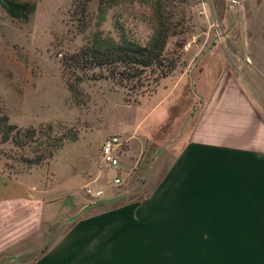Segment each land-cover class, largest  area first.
<instances>
[{
  "label": "rangeland",
  "instance_id": "rangeland-1",
  "mask_svg": "<svg viewBox=\"0 0 264 264\" xmlns=\"http://www.w3.org/2000/svg\"><path fill=\"white\" fill-rule=\"evenodd\" d=\"M27 1L0 3V118L34 129L38 136L24 150L2 144L0 137V175L18 179L32 174L30 184L63 188L70 195L65 204L81 195L94 202L87 189L103 191L101 199L121 196L113 205L143 201L158 184L162 165L193 139L204 118L209 101L199 82L203 53L220 44L242 45V20L229 33L232 21L216 14L226 7L224 0ZM159 20L171 33L166 59L176 64L165 78L148 77L131 89L105 72L71 73L63 66L65 57L95 34L114 40L124 35L145 45ZM73 135L76 139L69 140ZM112 135L123 141L117 169L101 158L102 143ZM54 136L63 138L62 145L40 165L28 167L24 160L35 157L39 145L45 147ZM83 173L93 176L86 188ZM8 178L0 176V193L18 192L19 182ZM49 231L5 252L0 264L12 255L35 259L53 240Z\"/></svg>",
  "mask_w": 264,
  "mask_h": 264
},
{
  "label": "crops",
  "instance_id": "crops-1",
  "mask_svg": "<svg viewBox=\"0 0 264 264\" xmlns=\"http://www.w3.org/2000/svg\"><path fill=\"white\" fill-rule=\"evenodd\" d=\"M236 1L216 14L232 21L229 33L241 19L244 42L202 56L204 118L149 196L64 222L89 204L86 195L65 204L63 188L2 174L20 189L0 193V259L31 237H53L37 258L3 264H264V0ZM82 176L86 188L93 176Z\"/></svg>",
  "mask_w": 264,
  "mask_h": 264
},
{
  "label": "trees",
  "instance_id": "trees-1",
  "mask_svg": "<svg viewBox=\"0 0 264 264\" xmlns=\"http://www.w3.org/2000/svg\"><path fill=\"white\" fill-rule=\"evenodd\" d=\"M169 31L168 24L159 20L154 33L145 45L124 35L114 40L95 34L77 53L65 57L63 66L71 73L92 71L102 76L105 72V76L119 86L139 88L148 77L165 78L175 69V62L166 59L165 56L167 41L171 37ZM37 136L38 133L34 129L17 128L9 124L6 116L0 118L2 144L9 143L17 149L24 150L35 142ZM68 139L75 140L76 136L73 135ZM62 143V137H48V141L44 143L45 147L41 148L39 145L35 157L24 162L28 167L38 166ZM48 246L49 243L45 244L38 256L45 252Z\"/></svg>",
  "mask_w": 264,
  "mask_h": 264
},
{
  "label": "built area",
  "instance_id": "built-area-1",
  "mask_svg": "<svg viewBox=\"0 0 264 264\" xmlns=\"http://www.w3.org/2000/svg\"><path fill=\"white\" fill-rule=\"evenodd\" d=\"M231 3L236 4V0H231ZM123 141L120 139V137L116 135L109 136L106 138L101 146V158L102 162L110 169L112 168H118L120 166L119 162V153L122 149ZM116 185L120 183V180L118 178H114L113 181ZM89 198L92 199V201H97L103 197L104 192L99 191H91L89 189L86 190Z\"/></svg>",
  "mask_w": 264,
  "mask_h": 264
},
{
  "label": "water",
  "instance_id": "water-1",
  "mask_svg": "<svg viewBox=\"0 0 264 264\" xmlns=\"http://www.w3.org/2000/svg\"><path fill=\"white\" fill-rule=\"evenodd\" d=\"M214 45V43H212V46ZM211 49V48H210ZM210 49H208L207 51H205L203 53V55H205ZM191 78H192V73L190 74ZM188 121V120H187ZM187 121L184 123L183 127L185 126V124L187 123ZM121 198V196L115 197V198H110V199H99L97 201H94L92 203H89L87 205H85L77 214L71 216L70 218H68L67 220H65L64 222H73L75 221L82 213L86 212L87 210H89L90 208L99 206L101 204H110L113 203L117 200H119ZM15 260V257H10L8 259L7 262Z\"/></svg>",
  "mask_w": 264,
  "mask_h": 264
}]
</instances>
